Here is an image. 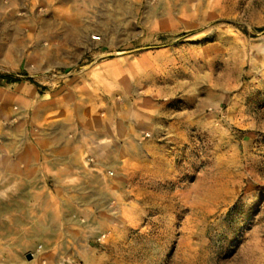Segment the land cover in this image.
Here are the masks:
<instances>
[{
  "label": "rangeland",
  "instance_id": "rangeland-1",
  "mask_svg": "<svg viewBox=\"0 0 264 264\" xmlns=\"http://www.w3.org/2000/svg\"><path fill=\"white\" fill-rule=\"evenodd\" d=\"M9 73L0 162L8 127L117 110L142 145L116 193L56 199L60 259L23 261L264 264V0H0Z\"/></svg>",
  "mask_w": 264,
  "mask_h": 264
},
{
  "label": "crops",
  "instance_id": "crops-1",
  "mask_svg": "<svg viewBox=\"0 0 264 264\" xmlns=\"http://www.w3.org/2000/svg\"><path fill=\"white\" fill-rule=\"evenodd\" d=\"M18 82L19 78L6 83ZM117 112L95 117L86 128L53 124L6 129L5 144L11 156L0 162V264H37L23 261L20 252L37 243L44 245L38 257L60 259L64 235L62 206L56 199L61 201L69 192L88 196L116 193L125 178L141 175L142 145L138 141L134 147L130 142L137 134ZM136 156L137 163L133 162ZM66 208L72 211L70 205ZM5 245L11 250L6 251Z\"/></svg>",
  "mask_w": 264,
  "mask_h": 264
},
{
  "label": "trees",
  "instance_id": "trees-1",
  "mask_svg": "<svg viewBox=\"0 0 264 264\" xmlns=\"http://www.w3.org/2000/svg\"><path fill=\"white\" fill-rule=\"evenodd\" d=\"M0 80H4L5 82H15L18 80L15 74H0Z\"/></svg>",
  "mask_w": 264,
  "mask_h": 264
},
{
  "label": "water",
  "instance_id": "water-1",
  "mask_svg": "<svg viewBox=\"0 0 264 264\" xmlns=\"http://www.w3.org/2000/svg\"><path fill=\"white\" fill-rule=\"evenodd\" d=\"M31 256H32V255H31L30 253H27V254H26V258H27V259H31Z\"/></svg>",
  "mask_w": 264,
  "mask_h": 264
},
{
  "label": "built area",
  "instance_id": "built-area-1",
  "mask_svg": "<svg viewBox=\"0 0 264 264\" xmlns=\"http://www.w3.org/2000/svg\"><path fill=\"white\" fill-rule=\"evenodd\" d=\"M109 174H112L111 172H109Z\"/></svg>",
  "mask_w": 264,
  "mask_h": 264
}]
</instances>
